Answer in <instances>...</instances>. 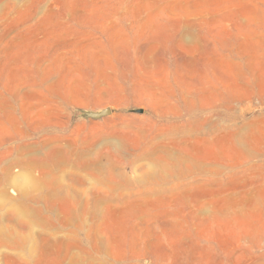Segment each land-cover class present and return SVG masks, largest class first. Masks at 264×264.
I'll use <instances>...</instances> for the list:
<instances>
[{
    "label": "rangeland",
    "instance_id": "obj_1",
    "mask_svg": "<svg viewBox=\"0 0 264 264\" xmlns=\"http://www.w3.org/2000/svg\"><path fill=\"white\" fill-rule=\"evenodd\" d=\"M0 264H264V0H0Z\"/></svg>",
    "mask_w": 264,
    "mask_h": 264
},
{
    "label": "water",
    "instance_id": "obj_2",
    "mask_svg": "<svg viewBox=\"0 0 264 264\" xmlns=\"http://www.w3.org/2000/svg\"><path fill=\"white\" fill-rule=\"evenodd\" d=\"M79 113V117L82 119H95L101 120L104 117H107L112 114V110L110 108H105L99 111L94 110H76Z\"/></svg>",
    "mask_w": 264,
    "mask_h": 264
},
{
    "label": "bare ground",
    "instance_id": "obj_3",
    "mask_svg": "<svg viewBox=\"0 0 264 264\" xmlns=\"http://www.w3.org/2000/svg\"><path fill=\"white\" fill-rule=\"evenodd\" d=\"M24 176H25V175H24ZM20 177H21V175H20ZM25 177H26V176H25ZM27 179H28V178H27ZM27 179H26V180L24 179L23 181L21 180L22 183H24L25 181L27 182ZM19 180H20V179H19ZM29 181L31 182V180H29ZM29 181H28L27 183H29ZM26 182H25V183H26ZM22 183H21V184H22ZM25 185L28 186L27 184H25ZM29 185H30V184H29Z\"/></svg>",
    "mask_w": 264,
    "mask_h": 264
}]
</instances>
